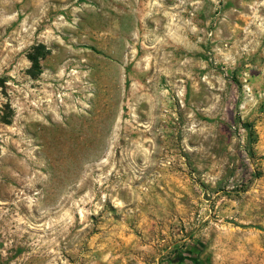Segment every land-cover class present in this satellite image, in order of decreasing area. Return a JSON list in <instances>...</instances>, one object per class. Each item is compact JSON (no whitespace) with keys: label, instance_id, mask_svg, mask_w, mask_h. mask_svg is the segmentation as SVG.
<instances>
[{"label":"rangeland","instance_id":"374dc122","mask_svg":"<svg viewBox=\"0 0 264 264\" xmlns=\"http://www.w3.org/2000/svg\"><path fill=\"white\" fill-rule=\"evenodd\" d=\"M0 264H264V0H0Z\"/></svg>","mask_w":264,"mask_h":264},{"label":"trees","instance_id":"16d2710c","mask_svg":"<svg viewBox=\"0 0 264 264\" xmlns=\"http://www.w3.org/2000/svg\"><path fill=\"white\" fill-rule=\"evenodd\" d=\"M34 67H39V61L38 60H32ZM238 122L241 124V126L245 129V131L247 132V136H248V145H249V151H251L252 149V143L254 141V137H255V130H254V126L251 123L248 122H244L241 117L237 118Z\"/></svg>","mask_w":264,"mask_h":264}]
</instances>
